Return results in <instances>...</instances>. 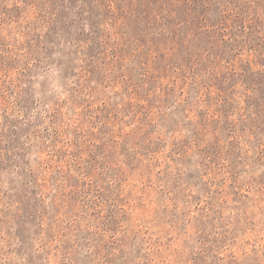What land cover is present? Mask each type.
I'll use <instances>...</instances> for the list:
<instances>
[{
  "label": "rangeland",
  "instance_id": "374dc122",
  "mask_svg": "<svg viewBox=\"0 0 264 264\" xmlns=\"http://www.w3.org/2000/svg\"><path fill=\"white\" fill-rule=\"evenodd\" d=\"M0 264H264V0H0Z\"/></svg>",
  "mask_w": 264,
  "mask_h": 264
}]
</instances>
